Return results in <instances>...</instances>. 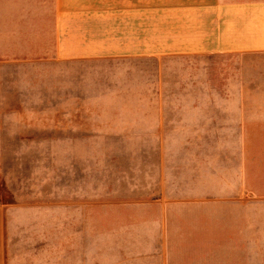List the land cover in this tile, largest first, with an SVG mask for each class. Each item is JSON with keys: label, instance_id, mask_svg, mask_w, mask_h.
Here are the masks:
<instances>
[{"label": "crops", "instance_id": "0c3cea01", "mask_svg": "<svg viewBox=\"0 0 264 264\" xmlns=\"http://www.w3.org/2000/svg\"><path fill=\"white\" fill-rule=\"evenodd\" d=\"M9 46L61 71V96L0 79V120L62 126L0 125V152H144L90 188L82 162L68 169L61 254L26 264H264V0H0ZM9 211L0 201V264Z\"/></svg>", "mask_w": 264, "mask_h": 264}, {"label": "rangeland", "instance_id": "374dc122", "mask_svg": "<svg viewBox=\"0 0 264 264\" xmlns=\"http://www.w3.org/2000/svg\"><path fill=\"white\" fill-rule=\"evenodd\" d=\"M6 1L10 3L13 0ZM7 10L12 11L14 8L8 6ZM14 24L16 23L8 21L4 26L7 36L14 35L13 31L16 29ZM29 24L31 27L32 23L28 21L19 25L27 27ZM12 49L10 46L5 47L3 49L5 53L0 55V79L44 84L54 82L52 84L60 87L61 96V71L53 72L47 69L44 58L18 56L13 54ZM220 83L221 80H215V85ZM221 91V87H215V94H221ZM7 107L14 110L15 104H7ZM46 107L41 106L44 111ZM53 123L55 127L62 126V120H0L1 127L8 129L38 128ZM56 138H60L61 144V137ZM97 138L100 137H82L88 142H94ZM124 138L128 139L129 143L131 141L134 143L129 147H143L144 136ZM219 139L221 137H216V150L209 153V156H213L210 162L214 164L215 175L222 174L223 153L220 150ZM103 140L107 138L103 137ZM122 146L125 145H105L101 148L106 150L81 153L60 150L0 152V201L10 210L6 221L8 264H26L31 256L61 254L63 204L66 202L64 188L66 182H69L66 171L78 170L79 162H82L85 171L83 176L85 181H88V188L91 187L94 178L99 176L111 178L119 176L123 171H127V176L131 175L133 173L130 169L135 164H142L144 152L143 149L121 150ZM167 154L168 160L173 161L174 152ZM205 154L199 152L200 162L205 161Z\"/></svg>", "mask_w": 264, "mask_h": 264}]
</instances>
